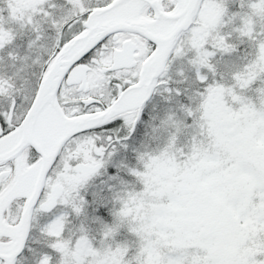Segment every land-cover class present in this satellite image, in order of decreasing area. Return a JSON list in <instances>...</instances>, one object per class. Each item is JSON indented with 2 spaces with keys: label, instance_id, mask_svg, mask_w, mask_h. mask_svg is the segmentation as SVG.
<instances>
[{
  "label": "snow or ice",
  "instance_id": "obj_1",
  "mask_svg": "<svg viewBox=\"0 0 264 264\" xmlns=\"http://www.w3.org/2000/svg\"><path fill=\"white\" fill-rule=\"evenodd\" d=\"M0 264H264V0H0Z\"/></svg>",
  "mask_w": 264,
  "mask_h": 264
}]
</instances>
